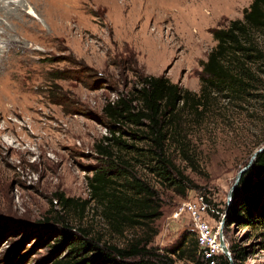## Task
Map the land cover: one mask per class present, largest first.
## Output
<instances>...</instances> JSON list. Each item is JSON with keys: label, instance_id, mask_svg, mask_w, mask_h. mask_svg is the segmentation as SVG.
Here are the masks:
<instances>
[{"label": "rangeland", "instance_id": "obj_1", "mask_svg": "<svg viewBox=\"0 0 264 264\" xmlns=\"http://www.w3.org/2000/svg\"><path fill=\"white\" fill-rule=\"evenodd\" d=\"M9 1L0 0V5L13 9ZM23 1L20 16L0 13V47L7 28L11 40L28 48L7 52L5 58H23L18 71L28 75V83L0 90V264H55L66 258L73 240L79 245L91 238L122 247L134 237L145 241L154 231L148 247L173 264L194 263L191 257L200 256L195 229L186 214L177 220L171 214L182 201L202 194L219 211L212 217L216 226L238 170L264 143V103L213 93L205 113L182 112L189 151L183 154L172 143L167 158L171 170L182 175L183 193L149 172L146 161H135L113 146V153L151 186L160 206L149 227H127L123 234L111 231L88 186L89 177L111 166L101 152L112 125L103 108L148 75H164L198 92L202 64L216 43L213 28L241 19L252 0ZM45 18L61 28L54 34ZM52 34L60 40H52ZM254 37L264 48V31ZM122 181L117 178L118 185ZM64 198L75 202L63 207ZM263 229L226 217L221 228L228 248L248 251L243 264H264V240L258 235ZM183 237L181 258L170 249Z\"/></svg>", "mask_w": 264, "mask_h": 264}, {"label": "trees", "instance_id": "obj_2", "mask_svg": "<svg viewBox=\"0 0 264 264\" xmlns=\"http://www.w3.org/2000/svg\"><path fill=\"white\" fill-rule=\"evenodd\" d=\"M256 31H264V0H252L241 19H233L225 27L213 28L216 43L202 64L198 92L184 88L164 75H148L140 77L137 87L129 93L104 106L103 112L112 120V125H109L111 136L105 137L108 142L101 152L111 166L89 177L88 186L93 198L102 205V213L112 232L123 234L136 225L149 227L160 215V206L151 186L137 177L132 170L134 166L113 153L111 148L125 150L135 161H146L149 172L183 193L185 185H179L182 175L171 170L167 158L172 143L183 154L189 151L181 130L182 112L189 110L195 117L205 113L214 98L213 93L223 94L231 101L242 102L253 97L264 103V48L255 40ZM122 125L131 126V129L123 130ZM137 141L145 142L146 146L139 147ZM117 178L123 180L119 185ZM74 202L72 198H64L62 206ZM86 204L87 201L80 204L82 210ZM225 217L226 221L257 224L264 228V151L257 154L252 166L241 176L227 204ZM155 233L152 232L145 241L141 237L129 239L122 247L91 238L79 245L73 240L69 254L55 264H173L171 258L148 247ZM258 235L264 240V229ZM184 242L185 237L170 252L180 254L182 258ZM194 246L198 248L196 239ZM261 248H264V241ZM229 251L233 264H243L249 254L245 247L237 248L236 245H229ZM215 259V264H229L224 254L220 253ZM191 261L192 264H209L201 256L191 257Z\"/></svg>", "mask_w": 264, "mask_h": 264}, {"label": "built area", "instance_id": "obj_3", "mask_svg": "<svg viewBox=\"0 0 264 264\" xmlns=\"http://www.w3.org/2000/svg\"><path fill=\"white\" fill-rule=\"evenodd\" d=\"M218 213L219 211L210 205L204 195L197 193L193 198L182 201L171 214L172 220L181 219L184 214L188 216L195 229L198 254L209 264H215V257L222 253L219 245V228L224 214H221L215 227L212 224L213 215Z\"/></svg>", "mask_w": 264, "mask_h": 264}, {"label": "bare ground", "instance_id": "obj_4", "mask_svg": "<svg viewBox=\"0 0 264 264\" xmlns=\"http://www.w3.org/2000/svg\"><path fill=\"white\" fill-rule=\"evenodd\" d=\"M7 2V1H6ZM23 0H12L9 1V3L14 7L13 9L9 8V5L6 6V4L4 5H0V13L4 12L8 15V17H12L16 14H19V16L21 15L22 12V6H23ZM8 3V4H9ZM29 11H27V14L30 15V10L31 8H28ZM38 15V14H37ZM31 16V15H30ZM48 25L52 28V31L56 32V29L58 27H60L58 25V23H53L52 25V20L45 18L44 19ZM54 22V21H53ZM61 28V27H60ZM5 32V36L3 35ZM1 33L2 36H4V48L3 46L0 47V51L1 53L3 52V54H0V90H4L3 88H18L21 87L23 88V86L25 85V83H28L27 80L25 78L28 77V75L24 74V73H20L18 71L21 63L23 62V58L19 59V61L17 60L16 62H9L8 60H5L6 58V53L10 52V51H15L17 49L20 50H27V44L24 45L25 43L21 42V41H15V40H11V37H8V29L6 28V30ZM50 35L52 40H60V38L57 37V35ZM11 35V34H10ZM27 88V87H26ZM2 105H4L3 101H0V107L2 108Z\"/></svg>", "mask_w": 264, "mask_h": 264}, {"label": "water", "instance_id": "obj_5", "mask_svg": "<svg viewBox=\"0 0 264 264\" xmlns=\"http://www.w3.org/2000/svg\"><path fill=\"white\" fill-rule=\"evenodd\" d=\"M262 151H264V143L254 150V152L252 153V155H251L249 161L247 162V164L244 165L242 168H240L238 170V172L236 174V177H235V181L232 184V186H231V188H230V190L228 192V195H227L228 204L231 201L232 193H233L234 189L237 187L241 176L252 166L253 161L255 160L257 154L260 153V152H262ZM224 217H225V215H223V217L221 219V222H220V228H219V245H220V248L222 250V253L228 258L229 264H233V261H232V258H231V253L229 251L228 245H227V243L225 241V238H224L223 233H222V230H221Z\"/></svg>", "mask_w": 264, "mask_h": 264}]
</instances>
